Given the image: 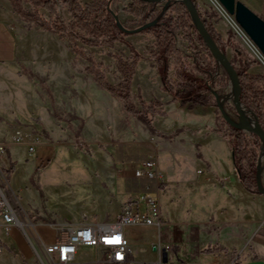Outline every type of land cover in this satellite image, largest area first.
Wrapping results in <instances>:
<instances>
[{
    "label": "crops",
    "instance_id": "0c3cea01",
    "mask_svg": "<svg viewBox=\"0 0 264 264\" xmlns=\"http://www.w3.org/2000/svg\"><path fill=\"white\" fill-rule=\"evenodd\" d=\"M79 1L85 4L91 0ZM241 1L264 18V0ZM116 4L120 2L111 0L120 20L134 18L124 5ZM17 16L10 0H0V142L10 143L17 129L37 135L39 141L32 153L22 144L10 143L0 153V175L7 176L10 189L36 223L43 242L54 241L58 228L65 224L115 221L125 202L149 193L159 202L162 222L159 227H123L134 261L161 258L163 264H264V200L241 185L232 159L227 165L217 154L212 165L206 157L182 165L174 153L165 151L167 143L157 135L183 122L186 127L200 129L202 143L216 140L205 130L215 122L213 109L212 117L209 108L202 106L180 109L176 101L188 99L173 98L162 90L160 80L163 111L172 103V111L178 109L180 114L170 125H157L154 119L151 125L157 132L152 133L97 84L86 70L89 60L75 55L67 40L56 33L43 28L28 32L20 59V41L11 28ZM228 31L221 18L223 40ZM227 51L235 54L232 47ZM262 60L242 66L247 72L262 73ZM141 62V71L153 63L159 77L153 61L141 58ZM144 81L147 88L146 74ZM67 140L93 153L86 167L63 161ZM151 154L156 155L163 175L159 184L154 178L132 174ZM71 169L84 174L81 184L87 199L73 213L72 209L59 212L56 192L65 187L64 174ZM0 247V264H41L21 229L12 225L5 232L1 218ZM93 249L79 248L76 261L92 264Z\"/></svg>",
    "mask_w": 264,
    "mask_h": 264
},
{
    "label": "trees",
    "instance_id": "16d2710c",
    "mask_svg": "<svg viewBox=\"0 0 264 264\" xmlns=\"http://www.w3.org/2000/svg\"><path fill=\"white\" fill-rule=\"evenodd\" d=\"M33 6V12L24 13L20 10L17 0H10L14 11L20 16L36 21L43 29L52 31L60 38L67 40L70 48L77 56L83 57L82 46H110L115 41H124V36L134 32L146 33L153 38L152 47L147 54L153 59L159 74L162 90L173 98H180L176 86L182 83L192 85L191 92L183 99L193 98L197 92L214 91L213 86H225L226 81L217 76L211 78L216 69L217 61L208 51L201 35L198 33L191 19L190 12L182 0H130L125 11L134 18L121 22L116 12L111 8V0H91L81 4L79 0H27ZM56 1L66 7L68 19L59 17ZM197 8L195 0H191ZM42 7L54 17L43 19L37 8ZM207 33L224 52L228 38L223 41L219 33L204 17L200 15ZM133 25V26H130ZM181 32L182 38L193 48H197L195 58H189L181 53L175 45L176 32ZM132 56L125 59L116 53L110 56L117 63V70L122 81L117 86L107 83L101 66L92 58L86 70L91 73L99 86L107 90L112 96L121 101L124 110L141 119L151 131L155 115L164 114L161 103L155 99L144 100L138 97L141 108H137L131 101L130 82L141 54L131 47ZM203 51V52H202ZM242 62L251 65L257 59H244ZM233 64V63H232ZM240 83V102L252 111L256 124L264 132V71L262 73L247 72L245 66L236 68ZM205 74V75H199ZM215 106V117L222 115L221 130L224 137L230 139L231 159L235 175L241 185L250 192L261 193L260 163L261 139L252 132L244 131L228 121L219 104Z\"/></svg>",
    "mask_w": 264,
    "mask_h": 264
},
{
    "label": "rangeland",
    "instance_id": "374dc122",
    "mask_svg": "<svg viewBox=\"0 0 264 264\" xmlns=\"http://www.w3.org/2000/svg\"><path fill=\"white\" fill-rule=\"evenodd\" d=\"M130 0H115L116 3L120 2V4H116L117 7L119 5H124L125 7L129 3ZM18 6L20 10L24 13H31L33 12V6L27 0H17ZM197 4V11L199 16L201 15L204 17L211 25L215 28V30L219 33L221 37V18L228 25V33L227 39L230 38L232 44H228L225 47L224 52L226 53L228 59L233 63V66L236 68L241 67L242 65H247L245 62L243 63L242 60L244 59H260L262 60L263 56L261 53L256 49H253L247 40L244 38V35L240 33L238 28L235 25L233 16L228 15L224 12V9H221V5L218 3L217 0H196ZM56 7L58 11V15L63 20L68 19V14L66 11V7L63 6L60 2L56 1ZM125 9V8H124ZM117 11L119 9H116ZM38 14L43 19H48L49 17H54L48 12L46 9L39 7L37 8ZM120 15L122 17L121 10ZM116 12V11H115ZM16 13V12H15ZM117 14V13H116ZM18 16L15 17L14 20L11 21V28L14 30L16 36L20 41V59H23L24 53V44L26 36L28 32L31 31H42V27L34 20L24 18L17 14ZM119 18V17H118ZM201 18V17H200ZM120 20V19H119ZM121 22H124L120 20ZM133 26V25H130ZM239 27V26H238ZM245 34V33H244ZM246 35V34H245ZM247 36V35H246ZM248 37V36H247ZM223 40V38L221 37ZM226 39V40H227ZM249 39V38H248ZM223 40V41H226ZM250 40V39H249ZM251 41V40H250ZM153 38L150 37L146 33H131L124 36V41H115L110 46H82V51L84 54L85 60H89L92 58L95 62H97L101 66V70L104 73L105 79L108 84L111 86H117L121 83L122 77L117 70V63L116 61L110 56V53H116L122 56L125 59H130L132 56L131 47L141 54V58L144 60L153 61L147 54L148 50L152 47ZM252 42V41H251ZM253 44V43H252ZM175 45L181 51V53L189 58L192 61L195 58V53L197 48H193L190 46L187 41L182 38L181 32H176L175 36ZM254 45V44H253ZM233 48L235 54L232 55L227 51V48ZM203 52V51H202ZM141 58L138 60L134 73L132 75V79L130 82V93H131V101L137 107L141 108V105L138 101V97L143 98L144 100L155 99L161 103V107L165 100L164 92L161 91V84L158 75L156 74L153 63L149 64V67L145 68V71H141L139 66H142ZM140 61V62H139ZM263 61V60H262ZM264 62V61H263ZM21 72L26 74V69L21 68ZM146 74V78L148 79L149 86L146 88L144 81ZM205 75V74H199ZM221 77L226 81L225 86L221 87L219 85H214L213 89L217 93L204 92L200 93L197 92L192 99L188 100H177L176 103L180 106V109L188 108L194 106H202L204 108H209L210 115L212 117L213 111L215 110V106L211 105L213 101L219 104V109L225 113V115L232 120L233 122H238V115L235 111L233 106V97L228 98V84L230 82V74L224 68L221 63L217 62V66L215 71L212 74V79L215 77ZM133 80V81H132ZM192 89V85L188 83H182L176 86V90L179 96L184 97L187 96ZM232 99V100H231ZM172 103L167 104V112H164V115H155L154 119L157 125H170V120L172 118L179 117V110L172 111L173 107H171ZM163 109V107H162ZM247 118L255 119L254 114L250 109L243 108ZM172 111V112H171ZM215 114V113H214ZM37 118L36 121H38ZM39 122V121H38ZM222 122V115L219 114L215 118V122L211 123L209 127H205L211 135H215L216 140H209L207 143H202L201 140L198 138L200 135L199 128H190L186 127L183 122H181L179 126L176 128H167V133L162 134L157 132L156 130L151 131L152 133H156L158 136H161L165 139L167 143L165 147V151L167 153H174L180 163L182 165L190 164L192 160L196 161L198 159L207 158L209 160V164L212 165V161L217 160L220 158L221 163H227V165L231 164V148H230V139L224 137L223 132L221 130L220 123ZM149 128V127H148ZM219 141V144L217 143ZM65 145L67 149L65 153H63V161L66 163H79L83 164L84 167L88 165V162L93 160V153L85 152L82 145L74 144L73 141L67 140L65 141ZM219 146V149H218ZM159 152V150H158ZM261 163H260V170H259V177L261 181V185L264 186V152L261 150ZM220 163V164H221ZM229 166V173L233 177V171ZM221 168V166H220ZM66 183L65 187L56 192V204L59 206V212L64 211L66 209H72L75 212V208L87 199L86 194L83 192V186L81 184L82 179L84 178V174L77 170L71 169L67 170L64 174ZM189 176V175H188ZM252 195L256 196L260 200H264V193H257L251 192ZM97 250L93 249L92 253L95 254L94 257L97 255ZM81 264H88V263H81Z\"/></svg>",
    "mask_w": 264,
    "mask_h": 264
},
{
    "label": "built area",
    "instance_id": "2783aa9c",
    "mask_svg": "<svg viewBox=\"0 0 264 264\" xmlns=\"http://www.w3.org/2000/svg\"><path fill=\"white\" fill-rule=\"evenodd\" d=\"M235 25L242 35L243 30L236 23ZM38 141L37 135L23 133L17 129L10 143L22 144L28 153H32ZM10 143L0 142V153L4 152ZM132 174L136 177L154 178L158 184L163 182L155 154H151L134 167ZM0 218L5 232L12 225L21 229L41 264H80L76 261V256L81 247L97 249V255L89 261L92 264H163L161 258L134 261L131 257L130 242L123 231V227L128 225L160 226L162 218L159 202L149 193H142L137 199L125 202L115 221L65 224L58 228L54 241L44 243L36 229V223L23 211L17 194L10 189L7 176L1 174Z\"/></svg>",
    "mask_w": 264,
    "mask_h": 264
},
{
    "label": "water",
    "instance_id": "95a60500",
    "mask_svg": "<svg viewBox=\"0 0 264 264\" xmlns=\"http://www.w3.org/2000/svg\"><path fill=\"white\" fill-rule=\"evenodd\" d=\"M150 1H161V0H150ZM186 4L191 19L197 29L198 33L201 35L208 51L216 59L218 63H221L228 73L233 78L234 85V95H233V106L238 115V122H233L230 120L225 113L223 116L231 123L237 125L239 128L247 132H252L257 134L262 142L261 150L264 148V132L257 126L256 120L254 119V125H251L247 120V116L244 111V106L240 102V83L238 74L232 62L228 59L225 52H223L219 46L211 39L207 30L204 26L202 19L199 16L197 8L193 5L191 0H182ZM222 6L224 11L233 16L235 23L243 30V32L252 41L256 49L261 53L264 58V18L259 16L253 10H251L247 5H245L241 0H217ZM118 18V16H117ZM261 154V153H260ZM260 190L264 193V186L260 184ZM166 252H163V257L165 261Z\"/></svg>",
    "mask_w": 264,
    "mask_h": 264
},
{
    "label": "bare ground",
    "instance_id": "6f19581e",
    "mask_svg": "<svg viewBox=\"0 0 264 264\" xmlns=\"http://www.w3.org/2000/svg\"><path fill=\"white\" fill-rule=\"evenodd\" d=\"M243 35H244V38L247 40V42L249 43V45L253 48V49H255V47H254V45L252 44V42L248 39V37L243 33ZM228 94H227V97L228 98H231V97H233V95H234V85H233V78H232V76H230V82H229V84H228ZM232 100V99H231ZM247 114V113H246ZM247 120L249 121V123L251 124V125H254V119H251V118H247ZM263 152H264V148H263Z\"/></svg>",
    "mask_w": 264,
    "mask_h": 264
},
{
    "label": "snow or ice",
    "instance_id": "6c2138e0",
    "mask_svg": "<svg viewBox=\"0 0 264 264\" xmlns=\"http://www.w3.org/2000/svg\"><path fill=\"white\" fill-rule=\"evenodd\" d=\"M111 242H118V241H111Z\"/></svg>",
    "mask_w": 264,
    "mask_h": 264
}]
</instances>
